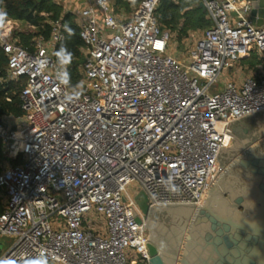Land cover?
Masks as SVG:
<instances>
[{
	"label": "built area",
	"instance_id": "1",
	"mask_svg": "<svg viewBox=\"0 0 264 264\" xmlns=\"http://www.w3.org/2000/svg\"><path fill=\"white\" fill-rule=\"evenodd\" d=\"M74 1L64 11L84 45L75 85L56 58L62 18L28 47L15 36L24 23L0 19L7 81L26 79L23 115L0 118V264H148L136 195L198 206L230 130L264 112V26L248 0H200L212 26L185 56L157 19L161 0L129 15L113 0Z\"/></svg>",
	"mask_w": 264,
	"mask_h": 264
},
{
	"label": "water",
	"instance_id": "2",
	"mask_svg": "<svg viewBox=\"0 0 264 264\" xmlns=\"http://www.w3.org/2000/svg\"><path fill=\"white\" fill-rule=\"evenodd\" d=\"M248 1L253 24L264 26V0ZM135 199L146 216L148 264H264V112L230 130L198 206L150 207L144 191Z\"/></svg>",
	"mask_w": 264,
	"mask_h": 264
},
{
	"label": "trees",
	"instance_id": "3",
	"mask_svg": "<svg viewBox=\"0 0 264 264\" xmlns=\"http://www.w3.org/2000/svg\"><path fill=\"white\" fill-rule=\"evenodd\" d=\"M117 10H131L140 0H113ZM200 0H161L156 10L157 19L163 29L170 30L177 40L182 41L191 31L204 30L212 26V21L207 18V14L199 8ZM0 6L4 9L6 18L13 19L24 24H29L37 28V32L30 34L17 33L21 43L28 47L30 41L37 36L48 37L50 35V24L52 20L62 18L65 40L56 50L57 60H62V56L57 53L61 46L67 48L70 52V62L66 64L68 68L69 81L75 85L80 79L81 62L83 56V42L80 38V30L75 23V17L71 13H66L62 5L54 0H0ZM43 13L48 16L43 15ZM66 27L74 31V35L69 36ZM8 59L0 47V118L4 116H22L20 93L26 84V79L21 78L18 81H7ZM1 160H4L2 148L0 145ZM0 213H2V204L0 199Z\"/></svg>",
	"mask_w": 264,
	"mask_h": 264
},
{
	"label": "rangeland",
	"instance_id": "4",
	"mask_svg": "<svg viewBox=\"0 0 264 264\" xmlns=\"http://www.w3.org/2000/svg\"><path fill=\"white\" fill-rule=\"evenodd\" d=\"M132 10V9H131ZM131 10H126V11H124V13L126 14V15H129L130 14V12H131ZM18 29H20V31L21 32H23V33H28L29 32V30L27 29V27H25V25L24 24H21L19 27H18ZM20 31H17L18 33H20ZM33 32H37V30H33ZM195 33H194V35H193V39L191 40V42L189 43V42H185L184 43V39L182 40V41H179V40H177V37L175 36V41L174 42H176L177 43V49H176V52L177 53H182V55H186L187 53H188V50H190V48L193 46V44L196 42V40H198L200 37H201V35H202V30H197V31H194ZM32 33V32H31ZM17 34V33H16ZM16 38H18L19 39V37H16ZM225 74V73H224ZM230 74L228 73V74H225L223 77H222V79L220 80V82H218L217 84H216V86L217 87H219V88H224V77L225 78H230ZM138 189H139V185H138V183H135V184H132L131 186H130V188H129V192L131 193V194H135L137 191H138ZM0 199H1V203L3 202V200H4V198H3V191H1L0 190ZM8 243L9 242H7V243H5L4 244V246H3V249L5 250L6 249V247H7V245H8Z\"/></svg>",
	"mask_w": 264,
	"mask_h": 264
},
{
	"label": "clouds",
	"instance_id": "5",
	"mask_svg": "<svg viewBox=\"0 0 264 264\" xmlns=\"http://www.w3.org/2000/svg\"><path fill=\"white\" fill-rule=\"evenodd\" d=\"M4 16H5V14L3 12H0V19H3ZM66 31L68 32L69 36L74 35V31L71 28L66 27ZM57 55L63 57V63L66 65L68 62H70L72 54L70 52H68L67 48L62 45L61 49L59 50ZM67 75L68 74H67L66 66H65L64 72L62 73V76L60 77L62 82H64V83L67 82L64 79V77H67ZM69 99H71V97H69ZM32 264H47V260L46 259H41L40 261L32 262Z\"/></svg>",
	"mask_w": 264,
	"mask_h": 264
},
{
	"label": "crops",
	"instance_id": "6",
	"mask_svg": "<svg viewBox=\"0 0 264 264\" xmlns=\"http://www.w3.org/2000/svg\"><path fill=\"white\" fill-rule=\"evenodd\" d=\"M77 1H74V0H71V1H68V2H66V4H65V2L62 4V6H63V8H64V10L66 11V10H73V9H79V5H78V3H76ZM134 7V6H133ZM132 7V8H133ZM117 11H122V9H120V10H117ZM123 11H126V9H123Z\"/></svg>",
	"mask_w": 264,
	"mask_h": 264
},
{
	"label": "flooded vegetation",
	"instance_id": "7",
	"mask_svg": "<svg viewBox=\"0 0 264 264\" xmlns=\"http://www.w3.org/2000/svg\"><path fill=\"white\" fill-rule=\"evenodd\" d=\"M247 120L246 121H243V122H241V123H239L238 125H236V127H235V131H241V130H243V128H245V127H247Z\"/></svg>",
	"mask_w": 264,
	"mask_h": 264
}]
</instances>
